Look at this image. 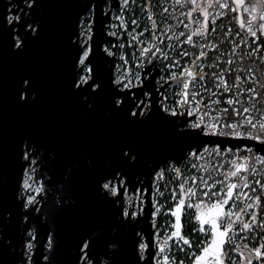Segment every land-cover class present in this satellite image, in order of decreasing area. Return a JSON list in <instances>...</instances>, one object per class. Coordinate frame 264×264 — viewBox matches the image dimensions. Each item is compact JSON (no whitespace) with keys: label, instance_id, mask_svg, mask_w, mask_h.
I'll list each match as a JSON object with an SVG mask.
<instances>
[{"label":"snow or ice","instance_id":"6c2138e0","mask_svg":"<svg viewBox=\"0 0 264 264\" xmlns=\"http://www.w3.org/2000/svg\"><path fill=\"white\" fill-rule=\"evenodd\" d=\"M49 79L0 116V264H264V0H3L0 91Z\"/></svg>","mask_w":264,"mask_h":264},{"label":"water","instance_id":"95a60500","mask_svg":"<svg viewBox=\"0 0 264 264\" xmlns=\"http://www.w3.org/2000/svg\"><path fill=\"white\" fill-rule=\"evenodd\" d=\"M3 0H0L2 3ZM34 59L41 64H44L48 58V50L45 47L37 48L33 53ZM14 70V66L9 64V72ZM55 106L58 111H65V106L63 102L59 99L58 89L56 87L55 81L49 79L47 97L45 108L37 111L35 113H18L12 107L7 95L0 91V116H3L8 124L9 130L20 123H35L43 124L49 120L50 107Z\"/></svg>","mask_w":264,"mask_h":264},{"label":"built area","instance_id":"2783aa9c","mask_svg":"<svg viewBox=\"0 0 264 264\" xmlns=\"http://www.w3.org/2000/svg\"><path fill=\"white\" fill-rule=\"evenodd\" d=\"M186 227H187V225H186Z\"/></svg>","mask_w":264,"mask_h":264}]
</instances>
